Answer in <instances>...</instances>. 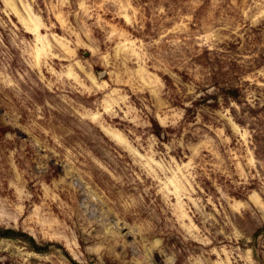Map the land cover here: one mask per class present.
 <instances>
[{
    "label": "rangeland",
    "instance_id": "1",
    "mask_svg": "<svg viewBox=\"0 0 264 264\" xmlns=\"http://www.w3.org/2000/svg\"><path fill=\"white\" fill-rule=\"evenodd\" d=\"M0 264H264V0H0Z\"/></svg>",
    "mask_w": 264,
    "mask_h": 264
}]
</instances>
